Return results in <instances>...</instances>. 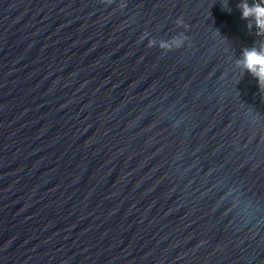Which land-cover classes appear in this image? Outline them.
Returning <instances> with one entry per match:
<instances>
[{"label": "water", "instance_id": "1", "mask_svg": "<svg viewBox=\"0 0 264 264\" xmlns=\"http://www.w3.org/2000/svg\"><path fill=\"white\" fill-rule=\"evenodd\" d=\"M257 0H0V264H264Z\"/></svg>", "mask_w": 264, "mask_h": 264}, {"label": "clouds", "instance_id": "2", "mask_svg": "<svg viewBox=\"0 0 264 264\" xmlns=\"http://www.w3.org/2000/svg\"><path fill=\"white\" fill-rule=\"evenodd\" d=\"M243 18L247 19L249 16L256 17L257 27L264 32V7L255 5L249 7L247 4L242 5ZM244 66L255 76H257L261 83H264V49L257 51L256 49L246 50L244 53Z\"/></svg>", "mask_w": 264, "mask_h": 264}, {"label": "bare ground", "instance_id": "3", "mask_svg": "<svg viewBox=\"0 0 264 264\" xmlns=\"http://www.w3.org/2000/svg\"><path fill=\"white\" fill-rule=\"evenodd\" d=\"M258 1V5L261 7H264V1L263 0H257Z\"/></svg>", "mask_w": 264, "mask_h": 264}, {"label": "rangeland", "instance_id": "4", "mask_svg": "<svg viewBox=\"0 0 264 264\" xmlns=\"http://www.w3.org/2000/svg\"><path fill=\"white\" fill-rule=\"evenodd\" d=\"M264 1V0H263Z\"/></svg>", "mask_w": 264, "mask_h": 264}]
</instances>
